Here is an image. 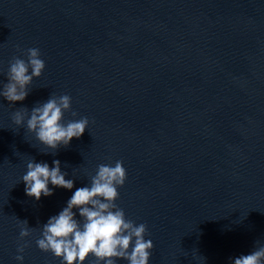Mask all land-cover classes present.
I'll return each instance as SVG.
<instances>
[{"label":"water","instance_id":"water-1","mask_svg":"<svg viewBox=\"0 0 264 264\" xmlns=\"http://www.w3.org/2000/svg\"><path fill=\"white\" fill-rule=\"evenodd\" d=\"M29 47L40 76L23 101L0 98V264L18 244L23 264H59L35 239L72 190L26 196L31 158L59 159L73 190L122 161L115 203L146 225L148 264H231L264 244V0H0V81ZM49 94L70 96L63 120L89 121L56 150L10 119Z\"/></svg>","mask_w":264,"mask_h":264},{"label":"clouds","instance_id":"clouds-1","mask_svg":"<svg viewBox=\"0 0 264 264\" xmlns=\"http://www.w3.org/2000/svg\"><path fill=\"white\" fill-rule=\"evenodd\" d=\"M44 66L36 47L26 50V59L14 56L4 73L5 79L0 81V98L10 105L23 101L29 92L28 85L40 76ZM70 101L68 94H49L31 108L14 109L10 117L14 130L22 126L35 141L50 150L69 145L73 138L84 133L89 123L86 116L63 120ZM71 115L75 117L76 112ZM66 176L59 159H53L50 166L47 161L31 158L19 177L25 195L34 200L51 195L56 187L72 190L64 206L40 226L36 247L51 253L59 264H118L120 260L125 264H148L153 243L145 238L146 225L126 218L124 210L115 203L118 188L126 179L122 161L98 164L88 182L74 190L73 178ZM17 223L20 238L32 231L26 218L17 219ZM24 246L17 245L18 264H23ZM229 259L231 264H264V244Z\"/></svg>","mask_w":264,"mask_h":264}]
</instances>
